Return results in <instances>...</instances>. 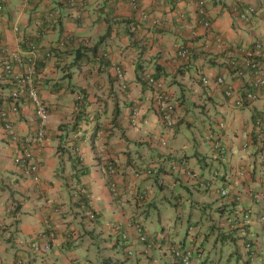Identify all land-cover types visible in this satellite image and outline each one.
Returning <instances> with one entry per match:
<instances>
[{"label":"crops","instance_id":"1","mask_svg":"<svg viewBox=\"0 0 264 264\" xmlns=\"http://www.w3.org/2000/svg\"><path fill=\"white\" fill-rule=\"evenodd\" d=\"M207 5L212 23L208 29L199 21L196 0H138L137 8L126 0H4L0 41L6 49L0 47V96L15 136L0 120V220L4 221L0 264H17L19 257L24 264H178L167 238L188 242L189 226L194 227V241L205 249L206 259L195 260L196 264H221L219 249H215L222 245H228L231 251L239 247L232 263L245 264L239 230H228L221 223L225 210L233 206L231 199L201 188L202 182L229 187L232 193L241 194L243 207L255 211L248 234L259 244V255L250 264H264V230L257 218L264 213V129L261 145L255 125L258 118L264 117V94L238 106L235 98L227 96L213 81L212 87L203 92L197 83L192 86V80L180 84L182 88L169 86V77L165 81L167 89L179 102L175 115L184 119L171 128L160 121L152 104L156 98L143 83L154 74L156 64L165 66L174 76L179 64L171 59L175 44L196 47L203 45V36L208 40V51L213 48L216 54L224 53L216 57L215 64L205 63L206 75L211 79L222 70L221 63L236 55L257 52V44L262 45L264 53V0H208ZM249 7L255 12L242 17ZM135 32L138 39L132 42L131 34ZM24 34L37 41L34 54L40 65L39 91L50 111L46 144L34 148L40 165L35 173L23 171L15 162L19 142L23 138L28 143L36 140L35 110L30 102L22 101L15 112L7 98L10 87L2 84L8 53L24 52ZM80 47L81 58L70 66ZM115 66L124 71L122 79L117 78ZM23 68V64H17L15 72ZM231 70H226L228 81H232ZM234 80L241 93L248 89L247 77ZM122 83L126 87L118 88ZM134 97L140 99L139 114L137 126L131 127L127 103ZM192 100L204 104L206 111H196L199 115L194 126L192 111L187 109ZM213 132L221 148L212 145ZM166 139L168 144L162 145ZM139 152L145 159H140ZM174 155L183 158L181 167L173 171L174 175L157 177L167 185L166 190L161 189L156 177L134 175L135 165L149 166L152 162L170 169ZM109 160L117 168V197L106 171ZM217 169L219 175L214 174ZM80 187L86 189L98 213L95 221L81 212L74 197L75 189ZM143 190L148 199L141 204L135 195ZM170 191L173 196L179 195L180 211L177 213L172 202V218L162 226L165 240L156 237V246L148 249L139 239L135 222H144L151 235L159 233L162 227H157L156 219L161 216L159 222H163L162 214L158 210L157 218L150 219L152 213L146 210L154 199L169 200ZM256 192L263 194L258 203L253 198ZM113 220L128 235L127 242L113 230ZM50 232L54 233L52 247L45 256L29 250L30 239ZM213 235L215 240H211ZM21 237L26 239L23 243L18 240ZM127 244L136 253L118 256V250L123 247L126 251Z\"/></svg>","mask_w":264,"mask_h":264},{"label":"trees","instance_id":"2","mask_svg":"<svg viewBox=\"0 0 264 264\" xmlns=\"http://www.w3.org/2000/svg\"><path fill=\"white\" fill-rule=\"evenodd\" d=\"M3 11H2V13H3ZM203 17H205V16H203ZM199 19H200L199 21L202 25H204L203 21L205 22V20H208L207 17L202 18L201 16L199 17ZM210 23H211V21H210ZM210 27L211 26L206 27V28L208 29ZM23 36L24 37H23V43L22 44H23L24 52L20 53L21 60L18 63L25 65L28 63V60L30 58H32V57L38 58L34 54V52L38 48V46H37L38 44H37V41L33 37H28L25 34ZM201 38H203V40H202L203 45L198 44V46H196V47L193 45L190 46L188 44H186V45L175 44V46H174L175 47V56L171 59H172V61H174L176 63L179 62V64L177 67V71L174 73V76H171V73L166 71L165 66L160 65V64H156L154 74L149 76L150 79H146V81H143L144 84L146 83L149 86V90L152 91V94L154 95V97H155V94H157V96H158L157 98H160V101L159 102L157 101V103L154 107H155V112L159 116L160 121L165 126L173 128L175 125H178L179 123L184 122L183 118L179 117L177 114L175 115L179 102H178V99L176 100L175 98H173L172 94H170L168 89H167V85H166L165 81L169 77H172L168 83L169 86L176 84L179 87H181L180 84L187 85L186 81L189 82L192 80V86L195 85V83H197L198 86L203 90V92H204V90L208 89L207 87H209V88L212 87L211 82L213 81L216 83V85L220 86L223 89V91L225 92L226 95L228 92H230V93H232V95L229 97H233L235 94L239 95L241 93V92H239L238 88L235 87L236 81L234 79L236 77H243L244 78V77H247V75L250 77V70H249L250 64H251L250 69H251L252 73H255L256 68L252 66L251 62H252V60L256 59L258 56L255 57L254 59H252V56L248 55V54H245L243 56H241V55L237 56L236 55L235 57L228 59V62L224 61L223 63H221L220 69H222V70L219 69L220 72L218 73V76L215 78V80L211 79L208 75H206L207 73L205 72V63L209 62V63L215 64L216 57L219 55H223L224 53L216 54L215 53L216 51L213 48L212 49L210 48V51H208L206 48L208 40L205 38V36H203ZM99 42H101V41H99ZM217 43L218 44L221 43L219 38L217 40ZM176 45H178V47ZM34 47H35V49H34ZM81 49L82 48L80 47V48H77L75 50L76 51L75 52V59L72 62V64H70V66H75L77 64V61L81 58ZM72 51H70V52H72ZM236 52H237V50H236ZM52 55H53V52H50V56H52ZM200 59H203L202 63H200ZM41 61L43 62V60H41ZM39 66L40 65L38 62L37 68H39ZM223 66L226 67V70L228 68L232 69L230 72V74H231L230 78L232 81H228L227 78L225 77V75L227 73H226V70ZM120 68H121V66H120ZM121 71H122V75L124 76V71L122 70V68H121ZM116 74H117V72H116ZM38 76H39V72L37 70L35 73V77H34V81H35L34 86L40 90L39 84L41 82H40V79L38 78ZM116 76L118 79L123 78V76L122 77H119L118 75H116ZM151 79H153V80L151 81ZM205 79H208V81L205 82L206 81ZM217 79H220V81H217ZM13 80H14V78H10V80L8 82L2 83V84L8 86V88L9 87L11 88L12 85L14 84ZM158 84H161V86L159 88H157ZM125 87H126V84L122 83V84H120V86L118 88L124 89ZM192 94H193V91H192ZM181 98H179V99L182 100ZM2 99H4V98H2V96H0V102L1 103L4 102ZM24 100L31 102V100L28 98V96H26V98H24ZM139 100L140 99H137L134 97V98H130L129 103H127V109L128 108L131 109L130 110L131 112L129 113V118H128V124L131 127L137 126L136 125V116L139 114V109H138V101ZM182 101L180 103H183ZM180 105H182V104H180ZM203 107H204V104L200 103V105H199V102H195L193 100H192L191 105L189 103L187 104V109L189 108L188 111L189 110L192 111V126L195 125L194 123L196 121L197 116L199 115L196 111L199 110V112H201V111L204 112L205 109ZM48 108H49V105H48ZM82 108L80 109V111L86 112V110H83ZM117 108H118V106L116 107V113L118 114V112H119L118 110H120V108L119 109H117ZM117 118H118V115L115 116V120H117ZM193 119H195V120H193ZM196 123H197V121H196ZM2 124H3V122H2ZM255 125H256V139H262L263 138L262 132L264 129V117L262 116V117L258 118L255 121ZM221 126L223 127L224 123H221ZM123 129H125V127H123ZM13 136H15L14 132H13ZM36 136L37 137H36L35 142H30V143H28L26 141V138H23L21 140V142H19V145H20L19 146V153L15 157L16 164L20 167V169H22L23 171H26L27 173H32L31 167L33 164L37 163L39 165V163L36 160V157L34 155L35 154L34 148L37 146L39 149V148H42V146L46 144V140H47L46 130H45V134L43 137H40L37 134V132H36ZM211 136H212V140H211L212 145L214 147L221 148L222 144H221V141L218 139L217 134H215V132H213ZM19 140L20 139H18V141ZM143 142L148 143L146 140H143ZM143 142H142V144H144ZM139 143H141V142H139ZM33 144H34V146H33ZM161 144L162 145L168 144V139L162 140ZM26 150H28V152H26ZM138 151H139V148H138ZM139 156H140L141 160L145 159L142 152H139ZM182 159H183L182 157L174 155V157L171 160L170 169H166L164 167V165L160 166V164H156L153 162L149 166H146V165L137 166V165H135L134 166L135 167L134 168V175L136 177H141L144 175V176H148V177L154 178V179H155V177L157 179V177H159V175H161V176L164 175L163 177L165 178V176L174 175L173 171H175L177 168L181 167V165L183 163ZM106 171L111 176V172L108 169H106ZM214 171H218V169L214 170ZM157 183L160 185L161 189L166 190L168 188L167 185L164 183V181H159V179H157ZM172 193L173 192L170 191V193L167 194V198L169 199L170 202H173L174 208H176L177 213H179L180 207H181L180 205L182 204V201H180L179 195L173 196ZM87 196H88V194L84 191L83 187L75 189L74 197H75L76 201H78V202H80V201L86 202V200L89 201L90 199ZM135 197L137 198V201L139 203L142 201L139 198L138 194H136ZM146 198H148V196H146ZM176 198L179 200L174 201ZM156 200L157 199H154V204L152 206H155V210H156L155 215H156L158 210L160 212L159 214L161 215L162 210L157 208L158 206L155 203ZM146 201H147V199H146ZM185 203H186V201H185ZM152 206L150 205V208H148L149 210L148 209L146 210V213H148L150 211ZM149 217H150V219H152L153 216L151 214H149ZM160 217L161 216H159V220H162V218H160ZM156 218H157V215H156ZM157 222H158V220L156 219V225H157ZM137 224H138V222H137ZM142 226H143L144 230L146 231V233L151 235L148 232L144 222L142 223ZM159 233H162L160 236H163L165 234V236L163 238H161V241H162V239L165 240V237L167 236V234H166V232L164 233L163 227L161 228V231H159ZM160 236H155V237H160ZM167 240L169 241V243L171 242V240L169 238H167ZM158 241L159 240L156 238V242H158Z\"/></svg>","mask_w":264,"mask_h":264},{"label":"clouds","instance_id":"3","mask_svg":"<svg viewBox=\"0 0 264 264\" xmlns=\"http://www.w3.org/2000/svg\"><path fill=\"white\" fill-rule=\"evenodd\" d=\"M207 3H208V0H205L204 8L206 9L208 20L211 21L210 18H209V15H208V5H207ZM134 8H137V6L134 7ZM197 11H198V0H196V13L198 14ZM254 12H255V8L254 7H249V8H247V11L242 12V17H243V14H246L247 15V14H252ZM143 14H144V12H143ZM145 15L146 14H144V16ZM198 16L200 17V14H198ZM247 17H248V15H247ZM135 27L136 26H133V28H135ZM132 30L136 31V29H132ZM258 46H259V52H260L262 50V45L261 44H259V45L257 44V46H256L257 52H258ZM257 52H250L248 54V55H251L252 56V59H254L255 57L258 56L256 59L252 60V62H251L252 63V66H253V64H255V66H253V67L256 68L255 73H252V71L250 69L251 68V64H250V67H249L250 77L247 75V78H248V82H247L248 83V89L245 92L240 93L239 95H236L235 94L233 96V98H235V103L238 106H244V105H246L248 103H252L254 100H256L257 98H259L261 95L264 94V84H259V85L256 84L257 83L256 82V79H257V74L256 73H258L257 64H261L262 62H264V61L261 62V60H264L263 59L264 58V56H263L264 53L261 51L260 52L261 54H258ZM8 61H9V56H8L6 62H8ZM6 62H5V64H6ZM5 64L3 65V68H4L3 69V72L5 73V75H2V79H4L5 82H8L10 80V78H14V75L12 73L11 74H8V72L5 70ZM17 64H19V63L16 62L14 64V67L15 68H16V65ZM117 67H120V66H115L116 72H117ZM24 68H25V65H24ZM24 68H23V70H24ZM37 70H38V68H37ZM14 73H15V75L16 74H19V73H16L15 70H14ZM116 75H118V72H117ZM240 78H242V77H240ZM235 87H236V85H235ZM10 89H9V93H8L7 98H9L11 100L12 109L16 112V111L19 110L20 103L22 101H25V100H24V98H22L19 101H17V100L14 101L9 96ZM239 92H240V90H239ZM231 95H232V93H230V92L227 93V96H231ZM2 100L4 101V99H2ZM30 103L32 104V102H30ZM2 104L4 105V109L6 110V112L8 114V111L6 109L5 103L3 102ZM152 104L156 105V102L152 101ZM14 107H16L17 110L14 109ZM33 108H34V106H33ZM8 117H9V115H8ZM37 121H38V119H37ZM12 124H13V122H12ZM257 140L262 145L263 139H257ZM110 161L113 162V167H114V172H112L111 173V176H110V188L112 190L111 184L114 182L116 184V188L117 189H116V193L113 190H112V193H113L114 196L117 197L118 194H119V190H118V186H117V181L115 180V175L117 174V168H116L115 162L113 160H109L107 162V169L109 170V162ZM214 174L215 175H219L220 174L219 170L216 171V173H214ZM200 187L201 188H204V189H213V191L220 198L231 199V203H232L233 206L231 208L225 210V213H224V216H223V219H222L221 223H223V226L226 229H228V230H239V234L241 235V238L243 239L242 240V245H243V248L245 249V255L247 257L244 261L242 259V261L245 264H250L251 262L253 263L257 259L258 255H259V246H258L259 244L256 243L252 238L249 237L248 229L250 228L251 222L254 219V216L256 214L255 211L252 208L243 207L241 205V203H240V200L242 199L241 194H239V193L238 194H234V192L232 193V190L229 189V187H227V186L226 187H216V186L212 185L210 182H202L200 184ZM223 189H227L228 190V193L227 194H223V191H222ZM84 191H86L85 188H84ZM137 194L139 195V198L142 200L140 202L141 204H142V202H146V199H148V198H146V196H148L147 195L148 193H147L146 190H143L141 192H138ZM254 194H256V193H254ZM254 194H253V198H254ZM262 199H263V197H262ZM254 200H255V198H254ZM255 203H258V202L255 200ZM78 206H79L80 209H82L81 212L83 211L84 214H85V216H87L92 221H95V220L98 219V213H97L96 209H94L91 206L90 200L89 201L86 200V202H83V201L81 202L80 201V202H78ZM247 213L250 214V216L248 218H246V214ZM91 214H94L95 217H92ZM263 214L264 213L259 214L257 218L259 219V222H260V224H261V226H262V228L264 230V226H263V224L261 222V216ZM230 218H233V220H234L233 223H230L229 222V219ZM0 221H2L3 224H4V221L3 220H0ZM137 225H140V227H142V228H143V226H142V223L141 222L138 221V224H137V222H135V226L137 228L140 241L144 242L146 248H148V249H152L153 247H155L156 244H157L156 237H154L151 240L149 238L151 235H149L148 233H146V231L144 230V228H143L142 232H140L139 229H138V227H137ZM112 226H113V230L115 232H117L120 235V237L122 236L121 239L124 240V242H127L128 241V235L124 231L121 230L120 224H113ZM188 230H189V232H188V236H189L188 242L181 243V242H173L171 240L170 252L174 256V258L176 259V261L178 262V264H183V263L173 254L172 247H174V246H181L186 251L190 249L191 255H192L191 256V263L190 264H196L195 263V260L197 261L198 259H201V258H203L205 256V249L203 248V246L198 241L195 242L194 239H193L194 227L193 226H189L188 227ZM164 236H165V234L163 236H160V237L163 238ZM18 240H26V239H25V237H21ZM51 247H52V244H51ZM125 248H126V251H125L126 255L128 254L130 256V255H134L136 253V249L131 244H127V246L125 245ZM238 248H237V250H238ZM237 250L236 251L233 250L232 251V254L233 255L237 254ZM46 253L43 254L42 256H45ZM204 258L206 259V257H204ZM236 260L239 261V258L238 259L236 258Z\"/></svg>","mask_w":264,"mask_h":264},{"label":"built area","instance_id":"4","mask_svg":"<svg viewBox=\"0 0 264 264\" xmlns=\"http://www.w3.org/2000/svg\"><path fill=\"white\" fill-rule=\"evenodd\" d=\"M131 6L136 7L138 4V0H126ZM74 3V1H73ZM75 4V3H74ZM204 4H205V0H198V14H200V16L202 18L207 17V12L206 9L204 8ZM4 10V0H0V22L2 19V11ZM205 16V17H203ZM243 17L247 18L246 14H243ZM203 24L205 27H209L211 25L209 20H205V22L203 21ZM0 47L6 49L3 46L2 41H0ZM35 49V47H34ZM258 52H259V46H258ZM9 55V61L6 62L5 64V70L8 72V74H13L14 75V84L12 86V88L10 89V94L9 96L14 100V101H19L22 98H26V96H28V98L31 100L34 109H35V114L36 117L38 119V128H37V134L40 137H43L45 134V128L46 125L48 123V120L50 118V111L48 108V104L46 103V101L42 98V96L40 95V91L37 87L34 86L35 81H34V77H35V73L37 71V64L38 61L35 57H32L28 60V63L25 64V68L24 70L19 73L16 74L14 73L15 67L14 64L16 62H19L21 60L20 57V52H12L10 51L8 53ZM253 66H255V64H253ZM257 68H258V73L257 74V79H256V84H264V62H262L261 64H257ZM117 72L118 75L120 77H122V71L120 69V67H117ZM153 79H151L152 81ZM207 82L208 79H205ZM150 81V82H151ZM217 81H220V79H217ZM161 86V84H158L157 88H159ZM157 90V89H156ZM251 96V95H250ZM157 94H155V100L156 103L157 101H160V98H157ZM14 109H16V107H14ZM17 110V109H16ZM0 120L3 122L4 128L8 131L13 133V124H12V120L8 117V114L6 112V110L4 109V105L0 102ZM26 152H28V150H26ZM31 171L33 173L37 172L39 170V165L33 164L31 167ZM109 170L110 172H114V167H113V162H109ZM112 190L116 193V184L113 182L111 184ZM223 194H227L228 190L227 189H223ZM263 197V194L261 192H256V194H254V198L257 202H259ZM92 217H95L94 214H91ZM250 216L249 213L246 214V218H248ZM230 223H233L234 220L233 218L229 219ZM261 222L264 226V214L261 216ZM4 227V224L2 221H0V230ZM138 229L140 232H142L143 228L140 227V225H137ZM37 238H32L29 240L27 246L29 248V250H31L33 253L38 254V255H43L46 252H48L51 249V238L54 237V233L50 232L48 235H43V236H36ZM42 237H47V239L43 242L39 241L40 239H42ZM24 240H20V243H23ZM172 252L173 254L183 263V264H190L191 263V251L189 250H185L183 249L181 246H174L172 247ZM17 264H24V260L22 257H19L17 259Z\"/></svg>","mask_w":264,"mask_h":264},{"label":"rangeland","instance_id":"5","mask_svg":"<svg viewBox=\"0 0 264 264\" xmlns=\"http://www.w3.org/2000/svg\"><path fill=\"white\" fill-rule=\"evenodd\" d=\"M106 34H107V32H106ZM131 35H132L131 36L132 42H134L136 39H138L136 37V35H137L136 32H135V34H131ZM149 78L150 77H148L147 79H149ZM193 136L194 135L192 133V139H193ZM155 203L158 205L159 209L162 210V216H163V222H159V220H158L157 227L166 226L167 225V218L168 219H171L172 218L171 217L172 216V213H173V211H172L173 206L171 204L172 202H170L169 200L165 202L163 200H158L157 199ZM150 211L152 213V216L153 217H156V215H155V211H156L155 208L152 207L150 209ZM114 221L115 220L112 221V225L113 224H118V222H114ZM161 234L162 233H157L156 235H151L149 238L152 240L155 236H160ZM215 239H216V236L215 235L211 236V240H215ZM221 247H222V250H221ZM221 247H218L217 249H215V250H218L219 249V251H218V253H220L218 255L219 256V259H221V258L223 259V261L221 262V264H234V263H232V259H234L233 261H235V258H233L234 255H231V252L232 251H231L230 247L228 245H224V246L222 245ZM118 256H121L122 258H125V250H124L123 247L121 248V250H118ZM216 264H220V263L216 262Z\"/></svg>","mask_w":264,"mask_h":264}]
</instances>
